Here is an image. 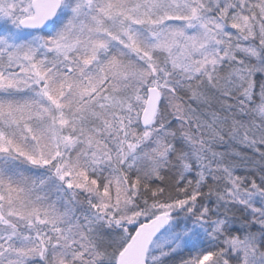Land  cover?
Returning a JSON list of instances; mask_svg holds the SVG:
<instances>
[{
    "label": "snow or ice",
    "instance_id": "obj_1",
    "mask_svg": "<svg viewBox=\"0 0 264 264\" xmlns=\"http://www.w3.org/2000/svg\"><path fill=\"white\" fill-rule=\"evenodd\" d=\"M0 264H264V0H0Z\"/></svg>",
    "mask_w": 264,
    "mask_h": 264
}]
</instances>
